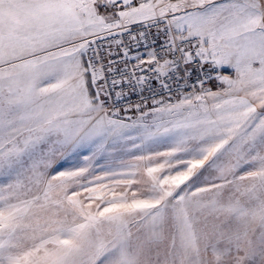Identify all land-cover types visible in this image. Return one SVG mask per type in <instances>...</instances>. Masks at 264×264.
Segmentation results:
<instances>
[{
	"label": "snow or ice",
	"instance_id": "snow-or-ice-1",
	"mask_svg": "<svg viewBox=\"0 0 264 264\" xmlns=\"http://www.w3.org/2000/svg\"><path fill=\"white\" fill-rule=\"evenodd\" d=\"M0 264H264V0H0Z\"/></svg>",
	"mask_w": 264,
	"mask_h": 264
}]
</instances>
